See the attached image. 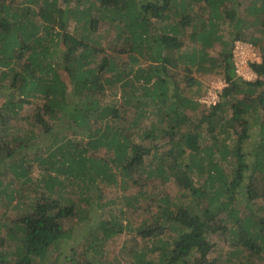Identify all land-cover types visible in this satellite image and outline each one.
Segmentation results:
<instances>
[{
	"label": "trees",
	"instance_id": "trees-1",
	"mask_svg": "<svg viewBox=\"0 0 264 264\" xmlns=\"http://www.w3.org/2000/svg\"><path fill=\"white\" fill-rule=\"evenodd\" d=\"M63 2L0 0V91L9 90L0 125L5 126L6 114L31 126L24 136L12 138L6 128L0 129L4 211L17 192L12 180L2 181L4 168L21 188L30 183L31 160H38L46 171V177L20 192L27 195L30 210L1 237L5 242L0 241V263L48 264L50 250L69 232L64 221L80 217V198L86 199L82 194L97 189L99 180L125 189L130 183L140 186L126 198L129 205L141 199L157 201V212L136 227L140 237L157 242L134 249L126 264L264 261V205L250 204L264 197V0H76L73 6L70 0ZM71 21L77 24L72 31L67 29ZM220 24L231 29L230 40L219 34ZM185 35L192 45H186ZM217 39L221 52L216 59L208 50ZM236 40L259 51L258 60L248 63L254 80L235 72ZM123 55L127 62H122ZM198 72H214L224 80L206 115L195 114L199 103L187 94V88L200 83ZM118 85L123 87L120 105L116 97L105 102L104 88L116 94ZM20 95H38L42 105L21 115ZM252 118L259 123L258 134L251 132L256 121ZM62 122L75 133L78 127L94 129L85 133L86 142L71 147L66 140L54 139L55 149L45 150L41 134ZM203 123L212 126L206 132L210 144ZM220 134L223 145L218 143ZM254 134L259 138L252 143ZM158 139L160 145L155 144ZM31 141H36L35 156L25 151ZM99 146L104 156L87 154ZM220 161L226 162L227 171ZM136 171L144 172L145 178L131 177ZM154 178L161 179L160 191L147 194L144 186ZM76 193L78 200L72 197ZM179 195L186 198L180 200ZM244 203L251 207L247 212ZM0 225H9L1 214ZM122 229L116 219L99 220L98 228L82 238L80 249L66 251L62 261L59 253L53 264H91L88 253L98 255L103 243ZM214 233L226 238L228 249L209 259Z\"/></svg>",
	"mask_w": 264,
	"mask_h": 264
},
{
	"label": "rangeland",
	"instance_id": "rangeland-1",
	"mask_svg": "<svg viewBox=\"0 0 264 264\" xmlns=\"http://www.w3.org/2000/svg\"><path fill=\"white\" fill-rule=\"evenodd\" d=\"M62 2V5H64V0H60ZM15 2V0H14ZM76 2V0H70L69 6H73V4ZM76 21V20H75ZM161 21H155V25H160ZM104 24V23H103ZM75 24L73 21L69 23L68 30H74ZM104 26H106L104 24ZM161 26V25H160ZM230 28L229 26H226L224 24H220L218 28L219 34L223 36V40L227 41L230 40ZM250 29L246 30L247 36L250 35L252 31ZM76 33H78L77 30H75ZM112 33L110 34V36ZM184 40H186V45H192L193 42L187 37V35L182 37ZM109 39V38H108ZM62 36L59 35V43L61 44ZM183 40V41H184ZM218 40V39H217ZM104 42V41H103ZM62 45V44H61ZM61 46H57V48H60ZM63 49V46H62ZM104 49L108 50L107 47L104 46ZM110 50H108L109 52ZM257 48L254 47L249 42L236 40L235 44L232 48L233 53V61L234 64L237 66L235 67V72L238 75H241L246 80H254L256 78V74L250 69L248 63L253 60H258V52ZM221 52V45L219 40L213 42V46L208 50V55L210 57L218 58L219 53ZM59 53H62V50L59 51ZM125 55V54H124ZM123 55V56H124ZM24 61V60H23ZM122 62H127V57L124 56ZM180 70L177 72L179 73ZM201 72H198L195 74L196 78L200 81L199 84H194L192 87L187 88V94L191 95V98L195 101H197L199 104L197 106V110L195 114L202 112L204 115L207 114V110L209 108V103L211 99L215 98V90L218 91L221 89V87L224 85V80L222 77L214 74V72H207L202 75H199ZM65 76V75H64ZM69 91L71 87L69 86ZM123 87L119 86L117 87V93L114 94L108 87L104 88L103 94H106V96H102L105 102H108L112 100L114 97L117 98L116 105H120V98L119 94L121 93V90ZM8 89H2L0 91V115L4 113L3 111V103L4 101L9 97L8 96ZM73 93V92H72ZM74 94V93H73ZM118 97H117V96ZM217 96V92H216ZM70 98H74V95H69ZM98 98V97H97ZM217 98V97H216ZM99 99V98H98ZM20 101H22V109L20 111L21 115L31 114L34 110V108L37 105H42L43 99L38 95H27L22 96L20 95L19 98ZM123 99H121L122 101ZM18 101V99H17ZM204 107V108H202ZM225 111H228V108H224ZM190 114H193L190 112ZM4 115V122L5 126H2L3 128H6L7 134H9L8 137L12 138L14 135L18 136H24L25 132L30 131L31 126L23 119L19 118H12L6 114ZM46 118V116H45ZM256 120L255 118H252V120ZM226 121V119H224ZM51 122V121H50ZM251 126V132H255L258 134L259 132V123L258 121H252ZM52 123V122H51ZM145 124L148 123V120L144 121ZM67 122L60 123L59 127L53 128L50 133L43 132L42 140L45 143V150H47V146L51 149H55L57 146V143H63L65 140L68 142V144L72 147L73 144L83 143L88 140V138L85 136V133L93 132V129H86L83 127H78L77 131L78 133L71 132V129H66ZM98 124V123H96ZM203 127L205 128L204 133L206 134V142L207 144H210L211 139L210 135L206 133L209 131V129L212 128L211 125H206L203 123ZM96 126V125H95ZM207 126V127H206ZM0 125V129H2ZM33 130L38 131L36 127L33 128ZM217 130V129H216ZM239 130V127L238 129ZM41 133V131H40ZM236 133H233V136H235ZM224 136L222 134L219 135V138L221 139ZM259 137H257L255 134L253 137H251V141L256 142ZM56 139L57 143L53 144V140ZM36 141H31L29 143V147L25 151H29L31 154H35V150L32 149L35 148ZM162 142V139H158L155 144L160 145ZM220 145H223V139L219 140L218 142ZM228 143H230L228 141ZM252 143H249L252 145ZM42 146V145H41ZM248 148L250 146H247ZM44 149V148H43ZM92 150H89L87 154L91 153V156H104L102 151V146H99L95 151L90 152ZM111 152V151H109ZM216 155V154H215ZM149 160V157L146 159V161ZM222 162V167L225 169V171L228 170V166L226 162L220 161V164ZM147 165V164H145ZM144 165V166H145ZM143 170H146V167L142 168ZM30 183L24 185L22 188L20 187V184L13 178V175L11 171L4 168L3 169V175H2V181L4 183L11 182L13 183L14 189L17 190V192L14 195V200L12 201L11 205L6 208V202H2L3 199L0 195V214L2 216V220L6 222L7 225H0V241L5 242V239H1L5 235V232L7 231V228H11V223L20 218L21 216L25 215L26 212H29V208L27 207L28 204V198L27 195H20V192H25L24 189H29V186H31L33 183L38 182L41 180L42 177H46V171L44 168V165H42L38 160L30 161ZM131 177H140L141 180L145 178V173H140V171L134 172ZM100 179V178H99ZM160 178H154L152 183L146 184L144 186V190L147 192V194H156L155 192H159L160 187ZM99 180L97 189H94L91 193L84 192L82 196H85L86 199H81L80 208H83L81 211V215L78 219H67L64 221V225L66 228H68V233L62 238V240L59 242V246L53 247L49 252V257L47 258L48 264H53L54 259L57 257L59 253L60 254V260L64 257V254L66 251L73 249H80L81 245H83V239L85 237H88L90 231L93 229L98 228L99 220H117L118 222H121L123 225V229L121 232L115 233L111 235L107 241L103 243L102 250L99 251V258L96 252H93L92 250L88 253L90 255V261L91 264H101L103 260L106 261V263H112V264H126V260L130 257V253L134 251V249L143 247V246H150L153 243H156V239L153 238H142L136 233V227L140 225L141 220L148 216H152L157 212V201H150V200H144L141 199L138 202L132 201L131 205L127 204L126 198L129 196H133L137 193V191L140 188V186L133 185V183H130V185L125 189L123 186H119V183H116L114 181H110L109 183H106L108 181ZM261 182V181H260ZM259 183V182H258ZM197 185V183H196ZM259 185V184H257ZM260 186V185H259ZM167 187L169 190L175 191V188L170 183L167 184ZM100 190V195L98 194V191ZM173 192L171 194H173ZM98 195V196H97ZM3 196V195H2ZM75 200L79 199V194L76 193L72 196ZM178 199H185L184 196H177ZM17 199H19L17 201ZM20 200H22V204H20ZM93 202V206L91 208V205L89 201ZM248 202V201H247ZM249 203V202H248ZM253 208L260 207V205H264V197L258 198L256 200H253L250 202ZM99 205V206H98ZM242 208L247 212L248 209H250V206H246L245 203L242 206ZM91 210V211H90ZM4 212V213H3ZM130 221V225H126V222ZM101 231L99 229L98 233ZM211 240L215 242V246L212 247L211 251L208 254L209 259L211 258H219L221 256V253L226 252L228 249V244L226 242V238H223L222 235L218 233H214L210 236ZM7 241V240H6ZM3 247L2 244H0V248ZM100 252L102 257H100ZM220 255V256H219ZM62 261V260H61ZM60 262V261H59ZM58 263V262H57ZM235 264H241V262L238 261V258L234 259ZM1 264V263H0ZM59 264V263H58ZM246 264H264V261L258 260L253 261L249 260L246 261Z\"/></svg>",
	"mask_w": 264,
	"mask_h": 264
},
{
	"label": "built area",
	"instance_id": "built-area-1",
	"mask_svg": "<svg viewBox=\"0 0 264 264\" xmlns=\"http://www.w3.org/2000/svg\"><path fill=\"white\" fill-rule=\"evenodd\" d=\"M234 66L237 68V66L234 64ZM215 92V98L211 99L209 103L207 104H210V103H215V100H216V90L214 91Z\"/></svg>",
	"mask_w": 264,
	"mask_h": 264
}]
</instances>
